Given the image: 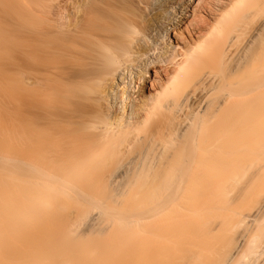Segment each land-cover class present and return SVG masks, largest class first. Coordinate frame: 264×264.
Instances as JSON below:
<instances>
[{"label": "bare ground", "instance_id": "bare-ground-1", "mask_svg": "<svg viewBox=\"0 0 264 264\" xmlns=\"http://www.w3.org/2000/svg\"><path fill=\"white\" fill-rule=\"evenodd\" d=\"M258 11L264 12V0H0V49L1 21L12 25L14 139L37 148L23 159L52 163L54 176L43 171L66 179L57 178L58 185L88 178L130 147L138 150L118 179L102 185L109 204L89 194L73 218L37 199L45 181L13 184L0 160V264H260L264 239L248 234L245 221L256 219L264 200L245 213L236 206L241 195L227 194L241 178L239 190H245L260 168L248 174L228 159L231 151L200 144L207 115L235 111L240 102L253 110L264 105V63L257 54L264 51V20L250 24ZM245 31L247 47L255 43V49L242 58ZM248 66L263 77L241 83L239 72ZM225 82L226 96L210 101ZM211 128L219 134L225 126ZM163 130L191 133L190 139L183 134L191 144L183 138L184 145L180 140L172 151L157 152ZM211 133L204 141H225ZM20 161L14 167L22 172ZM16 188L35 200L27 207L2 201ZM131 188L125 208L110 205L113 195ZM89 189L87 182L81 186L83 194ZM94 205L101 208L97 221L78 231Z\"/></svg>", "mask_w": 264, "mask_h": 264}, {"label": "rangeland", "instance_id": "rangeland-1", "mask_svg": "<svg viewBox=\"0 0 264 264\" xmlns=\"http://www.w3.org/2000/svg\"><path fill=\"white\" fill-rule=\"evenodd\" d=\"M263 20H264V12L258 11L254 15V17L252 18L250 24L255 26V25H258L259 23H261ZM1 22H2L1 26L3 28V36H4V40H5L4 44L6 46L5 47L4 45H1V48H4V49H0V156H2V159L0 158V160L1 161L4 160V162H3L4 166L6 165L4 168V174L7 177L12 176L13 184H21L22 185V184H24L23 181L26 182L27 180H30V179H32L33 181L39 182L40 184L41 183L43 184V182L45 181L43 186L44 185H46V186H44L45 188L43 187V190L39 195L37 194V199L43 198L44 200H46V202H49V203H50V201H52L53 206H55L56 209L62 208L63 212L69 214V216L72 218L76 217L80 208L87 205L88 198L89 199L91 198V197H88V196H90L89 194H91V195L95 194L94 197H96L100 202L102 201L104 204H109V199L107 197V196H109V192L102 191V188H101L102 185L106 181L108 182L112 178V176L118 174L120 172V170L123 169L124 165H126V163L133 156H135L138 153V150L135 147H130L129 149H127V151H125L118 158L110 157L108 159H105L104 162L99 164V166L91 174V176H88V178H86V179H80V178L79 179H71V180H68L67 183L65 184L63 182L66 179L64 180L63 179L64 177L63 178L61 177L62 181L63 180L64 181L59 182L58 185H57L58 180H56V179L59 178V181H60V179H61L60 176H55V177H57L56 179H53L54 177L51 178V176L53 175V174H51L52 173V171H51V167H52L51 164L52 163L50 164L43 159H41L43 161H40V159L37 160V157L36 158L33 157V159L32 158L31 159H23V157L26 154H30L33 152L35 153L37 148H36V146L27 147L25 145H18L14 139V134H13V127H14L13 126V107H12L14 104V90H13V88H14L13 78L14 77H13V72L11 70L12 51H11V47L9 45V40H12V25H11V19L4 21V22L1 21ZM249 35H250V33H248V32L246 33V31L243 32L241 35L239 48L241 50L240 55L242 58H245L247 55H249L252 52V50L255 49V43L249 44L248 47L246 45L247 40L249 38ZM259 51H261V50H259ZM257 54H259L261 59L259 58V56ZM257 54L256 55L260 59V60L259 59L258 60L261 61L260 65H262L264 63V51L259 52V53L257 52ZM231 66H232L231 62H226L225 66H224L225 73L229 72ZM257 66L258 65H256V67H253L255 69V72H256V70L260 71V70H258ZM262 66H263L262 68L264 71V65H262ZM248 67L249 68H247L246 71H248L249 73H252L251 71L254 72L253 68L250 71L251 66H248ZM258 67H261V66H258ZM262 68H260V69L262 70ZM244 69H246V67L242 68L240 71L241 73L239 72V74L243 75L246 72ZM242 71L244 73H242ZM248 72L245 75H247ZM241 76H240L241 83H244V82H247L250 80H254L257 78L261 79L263 77L262 73H259V74L258 73L257 74L252 73V74H249L246 78L244 76H242V77ZM227 86L228 85L225 82V85L223 86L222 89L212 90L211 94H209V100L215 102L217 100L224 98L226 96V93H227L226 92ZM41 97L40 98L42 99V102H46V101L48 102L49 101V98L47 96L42 95ZM257 105L260 106V103H257ZM223 113L224 114H222V112H221V115L220 114L218 116L216 115V117H215V115L214 116L210 115V118H209V115H207L206 118H208V120H209V121H207L209 124L208 123L207 124L209 125L208 127L210 128V130L212 129L211 128L212 126H213V128L218 127L220 122L221 123L223 122V125L225 126V128H223L221 130V132L219 134H217L214 131L211 133L209 128L206 126L205 128L208 129L207 130L208 132H207V134L200 132L201 133V134L199 133L200 136L202 137V135L204 134L203 137H205V138L202 137V141H200L201 143L199 141L198 142L200 144H206V146H208V145L209 146L211 145V147L215 146V148L216 147H222L224 152L231 151L232 153L230 155L227 154L229 156L228 159L231 161L241 162L242 166H246V171L248 174L252 171H257L258 170L257 168H260L259 173L257 174L258 176L256 175L257 178H253V180H251V184H249V186L245 190H242V191L239 190V187L245 183L244 182L245 179H243V178L238 179L236 183L233 182L231 184V186H229L227 189V194L229 196H234L238 193H239V195H241L239 197V200L237 201V204H236L237 207H239V206L243 207L244 206V208H245L244 212L245 213H247V212L252 213L256 210V208L259 207L260 203L264 200V154L261 155L259 153L260 146L264 143V105H261V107H259V109L253 110V108H251V106H249V104H245L243 102H240L237 110L226 111ZM194 117H196V116L194 115ZM194 117L192 115V118H194ZM256 124H259V129H258V131L255 132L254 130H255ZM215 129H217V128H215ZM209 131L211 133V137H213L215 135H219L220 137L221 136L224 137L225 141L220 142V143H218V142L215 143L217 146L213 142L211 144H209L208 143L209 141L206 139L207 136L210 134ZM204 132H206V130ZM141 133L142 134L147 133V131L143 130ZM181 134H180V132L177 133V131H175V132H168L166 130L159 131L158 132V142H157L158 146L155 148V150H157V152H162V154H165V153H168L169 151H172L171 149H173V147H172L173 145H176V146L179 145L180 140L183 139L185 135L188 136L189 139L191 138V136H189V135H191V133L185 132V133H183L184 136H183V134L182 135ZM205 134L207 136H205ZM179 136H181V137L183 136V137L180 138ZM189 139H187V140L189 141ZM184 140H186V138H184ZM187 140L185 142H187ZM204 140H207L208 142H206ZM182 142H181V145L182 144L184 145V142L183 143ZM187 143L191 144L190 142H187ZM171 144H172V146H171ZM56 145H58V144H56ZM181 145H179V146H181ZM45 146H51V145H45ZM18 148H19V150H18ZM185 149L187 150V148H185ZM15 153H17V154L15 155ZM3 156H6V157L3 158ZM20 158L23 159L22 161L26 166L24 164H22V165L20 164L22 162V161H20L21 160ZM15 159H16V161H14ZM17 161H20L19 164L22 166V168L24 167L22 172L18 171V167L17 168L14 167V164L16 166ZM156 162H158V161L155 160V163ZM28 163H30L32 165H30V164L28 165ZM8 167H10V168H8ZM35 168H36V171L42 170V176H41V173H39V174H38V172L36 173ZM44 168H47L48 170L51 171V172L49 171L51 176L49 175V173L47 174L46 172H44V171H47L46 169L44 170ZM43 173L44 174L46 173L49 176L46 177V175L44 176ZM241 174H242V171L240 172V175ZM43 177H45L47 179L46 180H45V178L42 179ZM115 178L118 179L119 177L116 175ZM51 180L52 181L56 180V182L51 183L52 182ZM69 181L73 182V184L68 183ZM86 182L90 186L89 191L91 193L89 191H88V193H86L87 191H85L83 194V192H81L82 191L81 186L83 185V183H86ZM10 183H12V182H10ZM47 183L49 185L51 183V185L56 188L57 192H55L56 195L54 197H50L49 191L47 190L49 185H47ZM64 184H65V186H64ZM58 186H61V187L63 186L62 187L63 189L61 187H58ZM131 190H132V188L127 189L126 191L122 192L123 194L120 193L119 195H113L114 196V198L112 199L113 202H111L110 205L112 206V203H113L112 207L116 206V208H122V206H124L123 208H125L126 203L128 205V202H129L128 200H130V199H128V196H129ZM14 191L16 192V194H13L12 192L10 193L9 190L7 189L1 197L2 201H4L5 203H9V202L14 201V200L15 201L21 200L22 204L20 205V207H27L31 201L35 200L34 196H30V197L27 196L26 197V194L23 192L22 189L16 188V190H14ZM85 193H86V195H85ZM130 195H132V194H130ZM82 199L85 201H83ZM35 206L38 207V205H35ZM44 206H45V208H47V207L50 208L52 205L44 204ZM89 208L90 209H89L88 217H86V220L81 222L80 224H78L79 227L77 229L80 232L86 231L88 223H92V222L97 221L98 216H99V212L101 211V208L99 209V206H96V205L91 206ZM245 225H246V228H247L246 231L248 234H250L251 231L255 234H259L260 235V241H263V239H264V209L260 210L257 213L256 219H253V220L246 219ZM9 241H12V240H9ZM14 241H16V240H14ZM88 247H90V246H88ZM262 256H261L262 258L259 259L260 264H264V254ZM242 261L245 262L244 264H247L246 260H242Z\"/></svg>", "mask_w": 264, "mask_h": 264}]
</instances>
